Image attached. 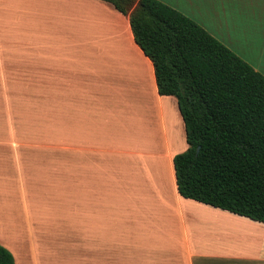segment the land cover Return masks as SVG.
I'll use <instances>...</instances> for the list:
<instances>
[{
	"label": "crops",
	"instance_id": "crops-1",
	"mask_svg": "<svg viewBox=\"0 0 264 264\" xmlns=\"http://www.w3.org/2000/svg\"><path fill=\"white\" fill-rule=\"evenodd\" d=\"M21 1L0 0V42L3 45L27 43L28 34L24 37L19 32L11 40L8 37L9 23L4 21L12 19L14 6ZM58 1L57 12L61 14L59 22L65 26L71 25L72 30L75 27L76 31L67 35L65 33L60 45L41 64L34 58L31 67L24 68L25 74L30 75L43 65L45 79L42 84L37 83V80H28V84L20 83L16 77L19 70H22L19 68L14 73L21 61L20 52L14 56L7 51V47L0 49V55H12L6 59L5 64L0 65L1 86L29 88V109L33 110V116L45 120L44 131L51 136L52 141L47 147L58 151V155L46 156L49 163L43 166L38 163L42 156L35 154L34 148L16 143L0 144V193L23 185L28 194L32 192V188L38 187L49 198H52L51 191L49 192L52 189L54 194H59L56 199L75 200L77 222L82 217L78 223H90L87 218L92 213V229H84L82 225L79 243L83 247L86 244L87 249H91L93 262H98L105 256L117 257L116 250L124 251V255L137 252L135 261L142 256L141 264H210L211 259L232 256H238L243 262H264V236L252 234V239L257 236V244L252 253L229 251L226 240H240L236 239L238 235L232 236L236 234L232 229V235L228 233L234 226L227 221L224 223L227 226L223 227V221L228 219L226 215L229 218L233 216L232 220L237 217L241 223L249 224L250 230L259 232L263 229L261 235L264 233V223L179 194L173 157L188 147L184 121L176 98L157 92L153 64L135 43L128 16L122 15L112 4L102 0ZM160 1L195 21L264 76V0ZM39 11L51 14L52 6L47 9L40 7ZM101 16L105 19L111 17L112 20L116 18L114 46L122 48L126 36L133 44L127 42L136 57L134 60L138 73H142V77L138 75V79L141 78V86L144 82H149L147 85L150 87H140L138 97L136 88L133 98L129 87H126L125 93L116 92L113 89L117 88L115 82H109L105 74L113 73L111 69H114L112 66L115 57L116 63H120L117 61L118 55L101 53L99 48L83 46L84 39L92 42L95 35L93 31L89 32V28L98 27ZM119 34L123 38L122 42L119 41L122 40ZM124 43L126 44V39ZM33 47L35 50V46ZM26 54L21 52L24 60ZM117 68L116 65L113 74L120 80L131 82ZM131 85L135 87V82ZM32 87L35 90L38 88L40 92L33 94ZM130 97L131 100L134 97L140 99L141 111L144 112L141 113V121L144 129L148 128V132L139 129L138 140L137 130L134 131L130 124L137 125L140 121L137 108L139 102L136 100L137 105L131 107L129 112ZM142 100L147 103L141 102ZM41 105L43 112H35L34 107L39 108ZM158 131H163L164 148L154 152L150 150L151 143L143 132L148 134L150 140L156 141ZM128 137L139 143L136 150H140V153L136 155L140 157L138 164L141 167L146 164L155 166L159 160L166 170L163 175L158 167L148 177L153 178L148 189L144 188L143 183L131 188L122 183L124 179L121 181L122 174H133L129 168L131 159L126 156L133 153L127 143ZM49 169H52V173ZM134 179L137 181V177ZM3 187L7 189L1 190ZM19 193L20 191L15 194L19 196ZM111 221L123 222L129 226L117 227L110 237L108 230H111ZM84 230H92L91 238H84ZM142 236L145 242L141 240ZM241 236L239 237L243 240L251 237L244 238V234Z\"/></svg>",
	"mask_w": 264,
	"mask_h": 264
},
{
	"label": "trees",
	"instance_id": "trees-1",
	"mask_svg": "<svg viewBox=\"0 0 264 264\" xmlns=\"http://www.w3.org/2000/svg\"><path fill=\"white\" fill-rule=\"evenodd\" d=\"M102 1L128 16L157 92L177 100L188 144L173 157L179 194L264 223V76L160 0ZM0 264H15L1 243Z\"/></svg>",
	"mask_w": 264,
	"mask_h": 264
},
{
	"label": "rangeland",
	"instance_id": "rangeland-1",
	"mask_svg": "<svg viewBox=\"0 0 264 264\" xmlns=\"http://www.w3.org/2000/svg\"><path fill=\"white\" fill-rule=\"evenodd\" d=\"M50 6H52L51 14L48 11H39L40 7L47 9ZM58 7V0H42L41 2L40 0H22L21 2L15 4V12L12 19L4 20L9 23L8 37L11 40L15 38V35L18 32L24 37H26L28 34L27 43L24 45H18L15 43L3 45L0 42V49L7 47V51L14 54V56L20 52L21 61L18 62L14 73H17L19 68L22 70L21 72L19 70L18 76L16 77V79L20 80L19 82L22 84H28V80H37V83L42 84L43 80L45 79L44 72L42 71L44 68L43 65H40L39 69L35 70V72H31L30 75H28V73L25 74L24 68L29 69L34 63V58L37 63L41 64L44 59L49 58L50 52L55 47L60 45V41L63 40L62 37L65 33L67 35L76 31L75 27H73V31L70 28L72 27L71 25L65 26V24L59 22L58 17L61 14L57 12ZM114 21L116 22V18L112 20L111 17H109V19H105L101 16L98 27L93 26L94 29L93 27L92 29L89 28V32L92 33L93 31L95 35L92 42L90 40L85 41L84 39L83 46L88 48H99L101 53L109 55L113 54L117 56L119 54L117 56V61H120V63H116L115 57L114 66L112 67L115 69L117 65V69H119L120 73H122L126 79H130L131 82L117 78L116 75L113 74L115 73L113 68L111 69L113 72L110 73L111 76L107 72H105V74L107 78H109V82H112V80L115 82V86L117 88L113 87V89L116 92L121 93L124 91L125 93L127 89L126 87H129L131 89L130 96L133 98L132 95L135 93L136 88L138 97L140 87L145 88L149 85V82H144V84L141 86V78H139L140 80L138 79V66L134 65V58L136 57L131 52L132 47L128 45L129 42L132 44L128 36H124L126 39V45L124 43L125 39L123 41L121 34H119L120 38L122 39L119 41H123L122 48L118 49L117 46H114L116 34ZM33 46H35V50ZM24 50H26V52ZM21 52L27 53L25 60L24 57L21 56ZM11 56L12 55L10 54H1L0 65L2 63L5 64L6 59L10 58ZM101 66H103V64ZM147 78L148 81L151 80L148 72ZM132 82H135V87L131 85ZM14 88L15 89L3 85L1 86L0 84V144L16 143L30 146V148L35 149V154L42 156V160H40L38 163L44 166L49 163L46 156L58 155V151L48 149L47 146H49L52 141L51 136L45 134V120L42 117L33 116V110L29 109L27 103V96L30 95L29 88L19 86ZM38 92H40L38 88L35 90V88L32 87L33 94ZM131 97L130 104L128 106L129 112H131V107L134 108L135 105H137V100L139 102V106L137 108L139 110L138 112H140L138 115L141 116V113L144 112L141 111L140 99H135L137 97H134V99L131 100ZM141 102L146 101L142 100ZM34 111L43 112L42 105L39 108L34 107ZM142 117L143 116L140 117V121L137 123V125H132V123L130 124L131 127L133 126L132 128L134 131L135 129L137 130V140L140 135L139 129L142 128V131L148 130V128L144 129L143 123L141 121ZM160 130L161 127L159 131ZM159 131L156 141L150 140L148 134L143 132L148 138L147 140L151 143L152 147L150 146V150H154V152H157L158 149L163 150L164 148V144L162 142L164 134L163 131ZM131 136L136 138L134 135ZM126 139L133 152L131 156L126 155L131 159L132 164L129 166V168L133 174L130 175L129 172L127 175H124L125 173L122 174L121 181L124 179L122 183L128 184L131 186V188H135L137 184L143 183L145 184L144 188L148 189L153 182V178L148 177L153 174V172L155 173V170L158 167L161 168V171L164 175L166 170L163 168V163L158 160V157V162L155 166L146 164L144 167H141V165L138 164L140 157L136 155V153H140V150H136V147L139 145V143L136 142L137 140L134 141L132 137H128ZM122 142H124V140ZM126 147L127 146L125 145V148ZM122 150L126 151V149ZM49 171L52 173V169H49ZM136 177L137 181L134 179ZM6 189L7 188L3 187L1 190ZM32 189L33 190H30L32 192L28 194L26 187L23 185L20 188L14 186L12 191L9 189L8 192L3 191L0 193L2 194L0 195V243L12 253L15 264H97L98 262H100L99 264L142 263V256H139L138 261H135L137 252H133L130 255H124L122 253L124 251L121 250H116L117 257L111 256L108 258V256H105L102 260L93 262L91 249L88 250L86 244H84L83 247L82 243H79L82 238L83 224L81 225V223H78L81 222L82 217L78 219V222L76 220L75 200L63 201L56 199V196H59V194H54L52 189H49V192L51 191L50 193L52 198H49L47 194L38 187H34ZM18 191H20L19 196L15 194ZM13 193L15 194L14 197ZM140 196L143 195L140 194ZM83 219L86 218L84 217ZM92 219L91 213V217L87 218L90 223L85 221L83 225L84 229L88 227L92 229ZM96 219L97 218L95 217V220ZM109 226L111 227V230H108V234L110 237H112L117 227L125 228L129 226V224L111 221ZM249 231H252V233L256 232L255 230ZM243 234L248 235V233ZM83 235L84 238H87L86 236L91 238L92 230H84ZM238 239L242 240L241 237H238ZM141 240L143 241V236ZM141 240L139 238V243H141ZM249 240L252 241V239ZM247 241L245 242L246 244ZM143 242H145V240ZM229 242L231 241L227 242L226 240L227 249L229 251L238 253H241L242 251H245L246 253H252L254 251L252 249H254L256 246L253 244L250 248L243 246L241 242L237 241L228 245ZM128 243H130V240ZM144 258L146 259V257ZM77 259L79 263H77ZM210 264H264V262H243L238 259V256H232L226 257L224 259H211Z\"/></svg>",
	"mask_w": 264,
	"mask_h": 264
},
{
	"label": "bare ground",
	"instance_id": "bare-ground-1",
	"mask_svg": "<svg viewBox=\"0 0 264 264\" xmlns=\"http://www.w3.org/2000/svg\"><path fill=\"white\" fill-rule=\"evenodd\" d=\"M118 55H119V54H118ZM134 63H135V62H134ZM134 65H136V64H134ZM138 75H139V77H142V73H141V74H138ZM133 155H134V154H133ZM229 216H230V215H229ZM231 217L233 218V216H230V218H229L228 215H226V218H228L229 220L227 219L226 221H223V224H224L225 222L227 223V221H228V222H229V225H233V226H234V227L230 228L229 231L232 229V231H234L236 234H233V235H232L233 232H229V231H228V233H231L230 235H232V236H236V237H237V235H238V237H239V236L243 235V233H248V235H245V234H244V238H245L246 236H248V237L251 236V237H249V238H251V239L253 238V237H252L253 235H251V234H256L258 237H260V236H264V233H263L262 235H261V233H259V232H261V231L263 230L262 228H261L262 230H260L259 232H257V233H256V232H253V233H252V231H249L250 229H248V228H249V224H246V225H245L244 223H241L240 219L238 220L237 217L234 218V219L232 220ZM225 226H227V225L224 224L223 227H225ZM235 226H236L237 228H236ZM240 226H241V227H240ZM243 226H244V227H243ZM246 226H247V227H246ZM251 227H254V226L252 225ZM251 227H250V228H251ZM228 228H229V227H228ZM234 228H235V229H234ZM242 228H243V229H242ZM259 229H260V228H259ZM227 230H228V229H227ZM251 230H252V229H251ZM239 231H240V232H239ZM242 231H244V232L241 233ZM258 233H259L260 236L258 235ZM230 235H228V236L230 237ZM232 236H231V237H232ZM257 236H254L255 238L252 239V241L249 240L250 242L247 241V240L249 239V238H247V237H246L247 239L245 238V240H243V239H242V240L239 239V240L241 241V243L243 244V246H247V247H250V248H251V245H253V244L256 245V244H257V241H256V240H257V238H256ZM238 237H237L236 239H238ZM241 237H242V236H241ZM230 240H231V239H230ZM230 240H228V241H230ZM231 241H232V243H234V241L236 242V240L233 241V239H232ZM240 241L237 240V242H240ZM242 241H243V242H242ZM245 241H247V244L245 243ZM253 241H254V242H253ZM248 242H249V243H248ZM255 242H256V243H255ZM244 243H245V244H244ZM251 243H252V244H251ZM229 244H231V242H229ZM232 245H233V244H232Z\"/></svg>",
	"mask_w": 264,
	"mask_h": 264
},
{
	"label": "water",
	"instance_id": "water-1",
	"mask_svg": "<svg viewBox=\"0 0 264 264\" xmlns=\"http://www.w3.org/2000/svg\"><path fill=\"white\" fill-rule=\"evenodd\" d=\"M197 151H198V148H197Z\"/></svg>",
	"mask_w": 264,
	"mask_h": 264
}]
</instances>
